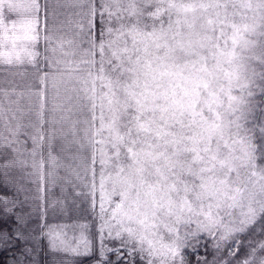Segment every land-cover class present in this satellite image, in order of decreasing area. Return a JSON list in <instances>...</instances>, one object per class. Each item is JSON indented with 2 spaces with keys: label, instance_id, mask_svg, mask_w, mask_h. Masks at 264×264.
<instances>
[{
  "label": "snow or ice",
  "instance_id": "6c2138e0",
  "mask_svg": "<svg viewBox=\"0 0 264 264\" xmlns=\"http://www.w3.org/2000/svg\"><path fill=\"white\" fill-rule=\"evenodd\" d=\"M0 193L12 264H264V0H0Z\"/></svg>",
  "mask_w": 264,
  "mask_h": 264
},
{
  "label": "trees",
  "instance_id": "16d2710c",
  "mask_svg": "<svg viewBox=\"0 0 264 264\" xmlns=\"http://www.w3.org/2000/svg\"><path fill=\"white\" fill-rule=\"evenodd\" d=\"M4 194V193H0ZM5 194H8L5 192ZM79 214V213H77ZM56 219L62 218L64 216L57 215L53 216L50 215L49 218ZM56 217V218H54ZM15 227V219L14 217H4L3 219H0V231H8L9 233H12L13 229ZM20 247H22L19 242H17L14 246L0 249V264H12V262L15 260V254L19 253ZM40 264H50L52 260V254L48 252L47 243H44V250L40 254Z\"/></svg>",
  "mask_w": 264,
  "mask_h": 264
},
{
  "label": "rangeland",
  "instance_id": "374dc122",
  "mask_svg": "<svg viewBox=\"0 0 264 264\" xmlns=\"http://www.w3.org/2000/svg\"><path fill=\"white\" fill-rule=\"evenodd\" d=\"M61 174H63V173H61ZM50 194H51V198L60 197L61 193H60L59 187H56L54 189H50ZM50 215L57 216L60 214L57 213V214H50ZM77 215H79V214H77ZM54 218H56V217H54ZM63 222H68L67 217H62V218L57 217L56 219H53L52 217L49 218V223H63ZM112 259H115V257H112Z\"/></svg>",
  "mask_w": 264,
  "mask_h": 264
},
{
  "label": "crops",
  "instance_id": "0c3cea01",
  "mask_svg": "<svg viewBox=\"0 0 264 264\" xmlns=\"http://www.w3.org/2000/svg\"><path fill=\"white\" fill-rule=\"evenodd\" d=\"M41 47H42V44H41Z\"/></svg>",
  "mask_w": 264,
  "mask_h": 264
}]
</instances>
